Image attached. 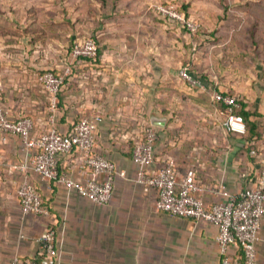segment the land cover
Wrapping results in <instances>:
<instances>
[{
    "label": "crops",
    "instance_id": "crops-1",
    "mask_svg": "<svg viewBox=\"0 0 264 264\" xmlns=\"http://www.w3.org/2000/svg\"><path fill=\"white\" fill-rule=\"evenodd\" d=\"M163 1L173 0H81L72 11L67 0L5 1L9 8L36 2L34 15L46 17L43 24L27 28L25 21H15L26 13L25 7L1 13L7 32L0 31V81L8 116H29L42 128L51 112L37 76L62 71L71 42L93 38L98 60L83 62L66 78L53 117L56 128L66 133L79 118L99 114L95 150L124 177L114 178L108 203L95 204L41 179L30 169L32 151L18 137L8 136L0 144V264H10L14 256L38 261L37 239L50 226L56 233L59 264L219 263L216 227L156 211V192H144L134 182L139 166L131 159L133 144L125 137L114 139L111 131L119 114L128 121L141 113L150 124L152 117L161 119L163 126L152 124L157 139L150 167L160 168L171 159L180 176L193 169L199 196L210 206L222 200L210 188L222 186L237 195L264 170L263 70L231 79L183 65L189 33L186 37L181 31L185 29L152 12L151 6ZM58 7L61 13L55 11ZM68 21L73 27H67ZM183 66L203 89L190 87L178 76ZM217 92L238 98L235 111L244 119V135L224 129L225 107L214 100ZM136 128L133 122L129 130ZM57 167L80 179L76 154L59 155ZM21 182L36 188L49 218L22 214L16 196ZM258 237L257 260L264 264V216Z\"/></svg>",
    "mask_w": 264,
    "mask_h": 264
},
{
    "label": "built area",
    "instance_id": "built-area-1",
    "mask_svg": "<svg viewBox=\"0 0 264 264\" xmlns=\"http://www.w3.org/2000/svg\"><path fill=\"white\" fill-rule=\"evenodd\" d=\"M153 10L160 18L185 29L189 34H194L198 28L196 22L185 17L172 3L156 4ZM97 56L94 39L76 38L70 46L69 62L62 71L46 70L37 76V82L47 95L51 112L40 129L29 116H8L2 100L3 84L0 81V144L8 136L18 137L24 147L32 151L30 169L41 179L55 182L95 204H106L111 198L114 178L117 175L124 177V173L117 172L115 165L95 150L96 129L102 117L99 114L83 116L66 133L56 128L53 117L66 78L83 62L94 63ZM178 76L190 87L204 88L187 66L179 69ZM214 100L225 107L224 129L237 136L244 135V119L235 113L238 98L217 92ZM131 117L125 121L119 114L111 135L116 140L125 137L133 144L131 159L139 166L134 182L144 192H156V211L214 225L217 230L215 243L218 264H258L256 243L264 216V170L255 184L237 195L229 194L222 186L210 188V192L219 195L222 200L206 206L199 196L200 189L193 169H188L180 176L171 159L166 160L160 168L150 167L155 162L153 147L157 139L156 130L141 113ZM133 122L137 126L135 132L129 130ZM74 154L78 157L80 179L59 172L57 167L59 155ZM16 196L24 216L50 217L33 185L21 182L16 188ZM37 242L40 248L38 261L14 256L10 264H59L56 233L52 226L39 235Z\"/></svg>",
    "mask_w": 264,
    "mask_h": 264
},
{
    "label": "rangeland",
    "instance_id": "rangeland-1",
    "mask_svg": "<svg viewBox=\"0 0 264 264\" xmlns=\"http://www.w3.org/2000/svg\"><path fill=\"white\" fill-rule=\"evenodd\" d=\"M5 1L0 0V16L7 8L20 9L22 6L25 7L26 13L15 16V21H25L27 28L37 27L34 15V10L38 6L36 2L16 3L9 8ZM43 1L45 0L41 3H44ZM80 1L67 0L66 6L72 11ZM167 3L174 4L178 9L184 5L188 7L186 17L198 24L194 34L189 35L186 30L178 29L189 37L184 42L183 65L188 63L195 66L194 68L199 72L208 71L221 78L230 76L231 79L243 75L250 78L263 70L261 77L264 78V0H188V2L183 1L184 4L173 0L157 4ZM155 5L151 6L153 13ZM60 10L63 8L58 7L55 11L61 13ZM29 16L34 21H31ZM44 19L46 17H43ZM73 25L71 21L67 22L68 28ZM6 27V21L0 17V31L7 32ZM172 51L174 48L166 52L170 54Z\"/></svg>",
    "mask_w": 264,
    "mask_h": 264
},
{
    "label": "trees",
    "instance_id": "trees-1",
    "mask_svg": "<svg viewBox=\"0 0 264 264\" xmlns=\"http://www.w3.org/2000/svg\"><path fill=\"white\" fill-rule=\"evenodd\" d=\"M185 9H186V7L185 6H183L181 9H178V7H177V10L179 11V12H181V13H183L184 15H185V17L187 16V13L185 14ZM155 13V12H154ZM156 14V13H155ZM157 15V14H156ZM158 16V15H157ZM159 17V16H158ZM160 18V17H159ZM36 21H37V23L39 22H41V21H44L43 20V18L41 17V16H37L36 17ZM45 22V21H44ZM77 38H79V39H83V37H77ZM93 39V38H92ZM97 60H98V56H97ZM96 60V61H97ZM43 73V72H42ZM41 73V74H42ZM225 94H229V93H225ZM229 95H231V94H229ZM235 113L236 114H239L237 111H235Z\"/></svg>",
    "mask_w": 264,
    "mask_h": 264
},
{
    "label": "water",
    "instance_id": "water-1",
    "mask_svg": "<svg viewBox=\"0 0 264 264\" xmlns=\"http://www.w3.org/2000/svg\"><path fill=\"white\" fill-rule=\"evenodd\" d=\"M151 120H152L151 124L158 125V126H163V121L161 119H155V118L152 117Z\"/></svg>",
    "mask_w": 264,
    "mask_h": 264
}]
</instances>
